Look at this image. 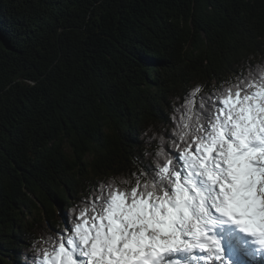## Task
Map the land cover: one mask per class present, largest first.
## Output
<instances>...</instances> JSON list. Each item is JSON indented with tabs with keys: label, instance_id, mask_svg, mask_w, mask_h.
Returning a JSON list of instances; mask_svg holds the SVG:
<instances>
[{
	"label": "trees",
	"instance_id": "obj_1",
	"mask_svg": "<svg viewBox=\"0 0 264 264\" xmlns=\"http://www.w3.org/2000/svg\"><path fill=\"white\" fill-rule=\"evenodd\" d=\"M264 65V0H0V264L127 177L205 94Z\"/></svg>",
	"mask_w": 264,
	"mask_h": 264
},
{
	"label": "snow or ice",
	"instance_id": "obj_2",
	"mask_svg": "<svg viewBox=\"0 0 264 264\" xmlns=\"http://www.w3.org/2000/svg\"><path fill=\"white\" fill-rule=\"evenodd\" d=\"M172 120L32 242V264H264V65L194 85Z\"/></svg>",
	"mask_w": 264,
	"mask_h": 264
}]
</instances>
